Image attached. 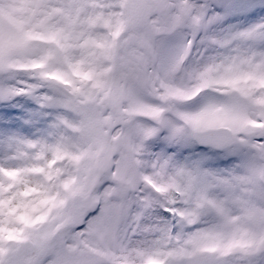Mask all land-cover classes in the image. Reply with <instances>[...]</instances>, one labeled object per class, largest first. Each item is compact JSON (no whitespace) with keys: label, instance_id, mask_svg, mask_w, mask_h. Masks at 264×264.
I'll return each mask as SVG.
<instances>
[{"label":"snow or ice","instance_id":"snow-or-ice-1","mask_svg":"<svg viewBox=\"0 0 264 264\" xmlns=\"http://www.w3.org/2000/svg\"><path fill=\"white\" fill-rule=\"evenodd\" d=\"M240 8L0 0V102L45 124L0 136V264H264V21Z\"/></svg>","mask_w":264,"mask_h":264},{"label":"rangeland","instance_id":"rangeland-1","mask_svg":"<svg viewBox=\"0 0 264 264\" xmlns=\"http://www.w3.org/2000/svg\"><path fill=\"white\" fill-rule=\"evenodd\" d=\"M234 2L241 6L240 10L235 11L229 16L226 21L227 24L248 26L261 21H264V6H261L259 0H234ZM36 105L28 99L17 98L11 103L0 102V136L5 133L23 132L24 134H35L40 128L45 126L43 121H40L35 127L29 126L25 120L30 118L32 111ZM162 143L156 142L153 145V151L159 152L164 149ZM168 152L176 151L175 148H167ZM196 152L207 153L208 149L203 146L198 147ZM189 155V150L181 153L180 158ZM213 155L210 164L215 168H231L238 161L234 157H221L217 154ZM167 215V213H164Z\"/></svg>","mask_w":264,"mask_h":264}]
</instances>
